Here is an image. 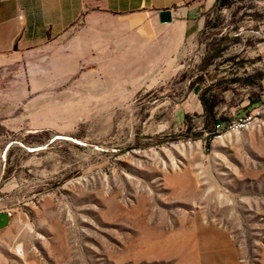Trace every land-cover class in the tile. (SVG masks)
Here are the masks:
<instances>
[{
  "label": "rangeland",
  "instance_id": "1",
  "mask_svg": "<svg viewBox=\"0 0 264 264\" xmlns=\"http://www.w3.org/2000/svg\"><path fill=\"white\" fill-rule=\"evenodd\" d=\"M260 14L264 0L213 10L220 26L173 56L134 43L100 66L90 52L53 67V94H21L14 111L5 99L0 264H264V120L196 136L200 89L215 87L231 126L262 101ZM223 37L235 61L192 88ZM248 76L255 87L227 83Z\"/></svg>",
  "mask_w": 264,
  "mask_h": 264
},
{
  "label": "crops",
  "instance_id": "2",
  "mask_svg": "<svg viewBox=\"0 0 264 264\" xmlns=\"http://www.w3.org/2000/svg\"><path fill=\"white\" fill-rule=\"evenodd\" d=\"M216 3L217 0L0 2V116L5 99L6 107L14 111L20 107L21 94H53V67H76L90 52L100 66H114L117 49L131 48L134 43L173 56L184 43L198 38L207 13ZM162 10L172 11V22H160ZM253 34L264 38V27L259 26ZM0 129L14 127L0 120ZM6 220L7 216L0 214V228Z\"/></svg>",
  "mask_w": 264,
  "mask_h": 264
},
{
  "label": "trees",
  "instance_id": "3",
  "mask_svg": "<svg viewBox=\"0 0 264 264\" xmlns=\"http://www.w3.org/2000/svg\"><path fill=\"white\" fill-rule=\"evenodd\" d=\"M243 1L245 0H217V3L212 9V11L213 10L222 11L224 9H229V8H232L236 4L242 3ZM259 18H264V16L259 15ZM219 26H220L219 18H217L215 22L206 21V25L201 33L206 34L209 30L218 28ZM212 35L213 34L210 33V36ZM227 39H228L227 37H223L219 41L215 40V42L212 43V45L210 44L212 48L210 49L208 48L207 54L200 67V71H202V74L197 75L194 78V80L191 82L192 88L197 87L198 85H200L202 82L205 81V76L209 72L208 70L209 67L215 64L218 58L225 57V54L227 53L230 47V46L223 45V42L226 41ZM239 40L240 39L236 37L233 40V43L236 44L238 43ZM235 59H236L235 55L225 57L223 62L215 65V69H218L219 66L223 63L234 62ZM259 77L260 76H248L246 78L235 77L227 81V83L236 84V83L243 82V83H247L248 85L255 87V85H257L256 81L259 79ZM218 83L221 84V81ZM199 99L201 101V104L204 110L203 115H202L204 118V124H203L202 131H199L196 134V136L204 137L205 135H207V136L215 137L219 135V133L227 131L231 121L224 116H219L218 107H219L220 101H219V97L216 94L215 87L211 86V87L202 88L199 94ZM186 120L190 124L188 125V128H187L188 131H192L193 125L196 126V124L195 123L193 124L192 118L189 116H187ZM1 134H2V131L0 129V135Z\"/></svg>",
  "mask_w": 264,
  "mask_h": 264
},
{
  "label": "built area",
  "instance_id": "4",
  "mask_svg": "<svg viewBox=\"0 0 264 264\" xmlns=\"http://www.w3.org/2000/svg\"><path fill=\"white\" fill-rule=\"evenodd\" d=\"M2 1L4 0H0V2ZM263 120H264V93L262 95V101L257 105V107L252 111V113L248 115L247 117L242 118L239 124L235 123L231 126V123H232L231 122L229 124L228 130L233 129V128H238V127H246V126L249 127L250 125H260L262 124ZM223 133L224 132L219 133V135H217L216 137L222 138Z\"/></svg>",
  "mask_w": 264,
  "mask_h": 264
},
{
  "label": "water",
  "instance_id": "5",
  "mask_svg": "<svg viewBox=\"0 0 264 264\" xmlns=\"http://www.w3.org/2000/svg\"><path fill=\"white\" fill-rule=\"evenodd\" d=\"M159 19L161 23H170L173 20L171 10H162L159 12Z\"/></svg>",
  "mask_w": 264,
  "mask_h": 264
}]
</instances>
